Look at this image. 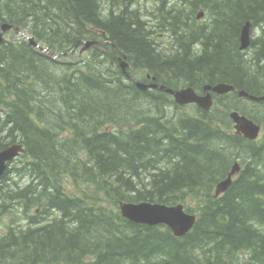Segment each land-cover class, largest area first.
<instances>
[{"label": "trees", "instance_id": "1", "mask_svg": "<svg viewBox=\"0 0 264 264\" xmlns=\"http://www.w3.org/2000/svg\"><path fill=\"white\" fill-rule=\"evenodd\" d=\"M153 1L146 16L138 0H0V26L41 48L24 35L0 45V149L22 143L7 172L36 182L13 191L10 174L0 181V219L20 216L10 199L32 224L0 235V264H264V144L232 134L228 114L257 117L232 94L208 113L168 117L172 100L137 89L117 60L168 87L222 82L263 95L264 0ZM246 21L261 34L241 52ZM95 30L103 51L69 61ZM235 161L242 170L215 197ZM142 201L181 203L197 220L177 238L120 216L119 202Z\"/></svg>", "mask_w": 264, "mask_h": 264}, {"label": "water", "instance_id": "2", "mask_svg": "<svg viewBox=\"0 0 264 264\" xmlns=\"http://www.w3.org/2000/svg\"><path fill=\"white\" fill-rule=\"evenodd\" d=\"M249 28V23H246L242 28L240 36V50L246 49L249 45ZM2 29H7V26H3ZM136 85L142 90L145 88V86L140 83H136ZM211 88L212 91L216 93H226L233 89L231 86L228 85H218ZM165 90L167 92L172 93L175 97L176 102L179 104L196 103L204 110H208L211 105V99L209 95L204 98L198 97L191 88H187L179 92H172L168 89ZM240 95L246 96L245 93H240ZM249 98L252 100H264V97L255 98L251 96ZM231 118L236 124L234 128L236 129L237 133H242L244 137L249 139H254L257 136L259 128L258 126L254 125L251 121H249L243 116H239L237 113H232ZM19 151H21L20 146H12L0 152V175L6 168L5 162L9 161L14 156H16ZM235 171L236 168H234L227 177V179L219 185V189L217 192L225 191V189L230 184L231 176L235 173ZM120 211L123 217L137 224L149 226L160 224L166 225L168 228H170L172 233L178 237L184 236L192 228L195 222V216L186 214L183 211V207L181 205L166 206L162 204H152L148 202H143L139 204H121Z\"/></svg>", "mask_w": 264, "mask_h": 264}, {"label": "rangeland", "instance_id": "3", "mask_svg": "<svg viewBox=\"0 0 264 264\" xmlns=\"http://www.w3.org/2000/svg\"><path fill=\"white\" fill-rule=\"evenodd\" d=\"M140 1V7L141 9L144 11V12H148L151 10V6H150V0H139ZM147 14V13H146ZM258 35V32H254L253 33V36L256 37ZM84 46V45H83ZM93 49H96L95 47H93ZM87 52H85L86 54ZM75 57H77L76 55H69L68 58H69V61H72L70 59H74ZM185 110H178V109H175V108H172L171 110H168V114L171 116V117H174L182 112H184ZM190 206H192V203L190 204ZM8 224V220L6 218H3L2 222H0V234H4L7 229H6V225Z\"/></svg>", "mask_w": 264, "mask_h": 264}, {"label": "bare ground", "instance_id": "4", "mask_svg": "<svg viewBox=\"0 0 264 264\" xmlns=\"http://www.w3.org/2000/svg\"><path fill=\"white\" fill-rule=\"evenodd\" d=\"M4 25H6L7 27H9L11 24L9 23H3ZM31 37V36H30ZM200 49V48H199ZM243 54V53H242ZM208 84V83H207ZM188 85V84H187ZM227 97V96H226ZM57 102V101H56ZM249 116V115H248ZM102 133V132H101ZM106 133V132H105ZM64 146V145H63ZM114 165V164H113Z\"/></svg>", "mask_w": 264, "mask_h": 264}]
</instances>
